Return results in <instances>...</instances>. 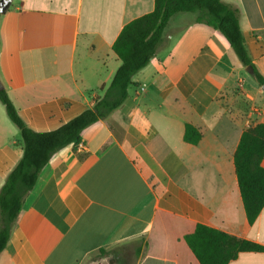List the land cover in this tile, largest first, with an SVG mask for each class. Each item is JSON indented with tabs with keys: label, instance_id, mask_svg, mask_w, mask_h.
I'll use <instances>...</instances> for the list:
<instances>
[{
	"label": "crops",
	"instance_id": "obj_1",
	"mask_svg": "<svg viewBox=\"0 0 264 264\" xmlns=\"http://www.w3.org/2000/svg\"><path fill=\"white\" fill-rule=\"evenodd\" d=\"M222 1L239 9L264 77V0ZM154 8L155 0H12L0 16V86L25 125L55 131L92 108L121 65L113 45L123 28ZM196 17L171 18L127 100L83 131L87 151L77 143L53 154L0 264H89L118 247L117 264H201L186 242L198 225L264 246V207L251 224L234 164L244 131L264 124V88ZM187 125L201 133L197 145L184 140ZM23 153L0 101V190ZM229 264H264V252Z\"/></svg>",
	"mask_w": 264,
	"mask_h": 264
},
{
	"label": "trees",
	"instance_id": "obj_2",
	"mask_svg": "<svg viewBox=\"0 0 264 264\" xmlns=\"http://www.w3.org/2000/svg\"><path fill=\"white\" fill-rule=\"evenodd\" d=\"M181 13L197 14L196 22L220 31L228 40L244 67L264 86L245 47L240 27V11L222 0H155L154 11L127 24L113 45L121 60L112 82L102 88L93 107L55 131L38 133L20 118L7 92L0 86V101L11 122L19 129L23 157L0 190V256L9 242L13 227L22 212L25 199L33 190L43 168L58 150L82 140L88 127L106 119L129 97L133 77L156 56L164 42V32L171 18ZM1 16V14H0ZM201 133L187 125L184 140L197 145ZM264 124L244 131L234 156L235 170L247 219L252 224L264 207ZM186 242L201 264H229L242 252H264V246L224 232L198 225ZM111 251L101 249L97 256Z\"/></svg>",
	"mask_w": 264,
	"mask_h": 264
},
{
	"label": "water",
	"instance_id": "obj_3",
	"mask_svg": "<svg viewBox=\"0 0 264 264\" xmlns=\"http://www.w3.org/2000/svg\"><path fill=\"white\" fill-rule=\"evenodd\" d=\"M12 0H1L0 2V14L4 13L11 4ZM247 72L253 74V70L250 67L246 68ZM264 88V86H263ZM118 256L115 253H110L105 256H101L89 262V264H117Z\"/></svg>",
	"mask_w": 264,
	"mask_h": 264
},
{
	"label": "rangeland",
	"instance_id": "obj_4",
	"mask_svg": "<svg viewBox=\"0 0 264 264\" xmlns=\"http://www.w3.org/2000/svg\"><path fill=\"white\" fill-rule=\"evenodd\" d=\"M129 249H130V247H128L127 248V250L128 251H126V252H130L129 251ZM124 250H123V248H121V247H118V248H115L114 250H111V253H115L117 256L120 254V253H122ZM110 254V253H109ZM129 254V253H128ZM128 256H130V255H128ZM131 260V259H130Z\"/></svg>",
	"mask_w": 264,
	"mask_h": 264
},
{
	"label": "built area",
	"instance_id": "obj_5",
	"mask_svg": "<svg viewBox=\"0 0 264 264\" xmlns=\"http://www.w3.org/2000/svg\"><path fill=\"white\" fill-rule=\"evenodd\" d=\"M78 148L81 149V150L87 151V148H86V146L83 143H78Z\"/></svg>",
	"mask_w": 264,
	"mask_h": 264
}]
</instances>
